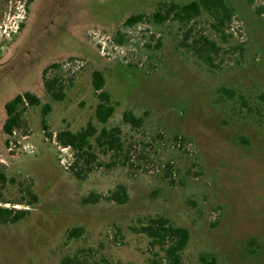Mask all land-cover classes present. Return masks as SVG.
<instances>
[{
    "label": "rangeland",
    "instance_id": "obj_1",
    "mask_svg": "<svg viewBox=\"0 0 264 264\" xmlns=\"http://www.w3.org/2000/svg\"><path fill=\"white\" fill-rule=\"evenodd\" d=\"M160 1L191 0H34L29 8L27 0H0V170L7 177L0 205L28 210L20 221L0 224V264H61L88 246L112 262L149 264L157 249L133 231L149 216L189 230L182 264H198L202 254L217 264H264V110L257 109L264 0H227L236 14L234 38L221 43L218 69L179 50L175 23L125 26L132 14L151 16ZM196 22L198 32L210 33L205 18ZM53 63L62 64V100L45 91L43 72ZM95 70L115 105L106 126L121 128L129 152L98 157L79 178L70 169L72 150L56 135L89 122L102 128ZM25 92L41 105L25 111L8 147L6 104ZM125 111L143 116V125L125 123ZM119 185L127 189L125 203L110 199ZM27 188L38 196L30 205ZM92 193L100 201L86 203ZM76 226L84 234L68 239Z\"/></svg>",
    "mask_w": 264,
    "mask_h": 264
},
{
    "label": "trees",
    "instance_id": "obj_2",
    "mask_svg": "<svg viewBox=\"0 0 264 264\" xmlns=\"http://www.w3.org/2000/svg\"><path fill=\"white\" fill-rule=\"evenodd\" d=\"M34 0H27L26 6ZM235 9L227 0H191L186 3L175 1H160L156 10L151 16L143 13L132 14L124 22L126 27H133L144 21H149L158 26H168L175 23L179 31L182 32L181 38H177V47L179 50L194 56L198 65L205 66L207 69L220 68V63L215 62L222 51L221 43H226L234 38L233 32H229L235 19ZM205 18L210 28V33H206L204 28L197 31V20ZM24 24H21L22 28ZM120 38H117L119 44L125 43V38L121 32H118ZM219 39V40H218ZM160 46L159 44H157ZM149 46V45H148ZM157 46V47H158ZM238 46H236L237 48ZM239 48V47H238ZM62 64L53 63L43 72L44 85L46 93L54 100H62L65 88L64 74H60ZM105 77L102 72L95 70L93 72L94 90L98 93V103L96 105V119L102 124L98 128L94 123L89 122L85 127L73 131L71 129H62L56 135L57 142L63 147H69L73 152V160L70 169L79 178L86 177L92 170L94 164L100 156H119L123 152H129L122 137V130L119 126L107 127L106 124L115 112V105L111 101V96L105 90ZM221 92L230 98L235 96V91L223 87ZM41 105V98L32 92H25L15 96L6 104L7 117L3 126L4 132L9 136L6 141L9 147L11 137H15L17 131L22 126L24 113L30 107ZM257 109L259 113L264 110V90L257 96ZM50 111V105L44 104L43 112L47 114ZM123 121L133 128H139L144 123L143 116H137L132 111H125L122 117ZM16 132V134H15ZM175 141L182 142L178 136ZM128 155V154H127ZM125 155L127 158L128 156ZM128 161V159H125ZM7 177L0 170V181H6ZM25 195L31 199L20 203L28 205L38 201V196L31 188L25 190ZM129 196L124 185H119L112 191L110 199L118 202H127ZM23 199H25L23 197ZM101 195L92 193L85 198V202H99ZM28 210L9 208L0 205V224L8 222H18L23 219ZM138 226H134L133 231L145 236L149 246L157 249L149 258V264H182L183 252L186 249L190 232L186 227L176 225L164 216H149L141 221ZM84 227L76 226L69 229L68 239H78L84 234ZM99 249L88 246L81 247L74 253L66 254L61 264H124L122 261L112 262L103 254L101 256ZM198 264H217V259L212 254H202L199 257Z\"/></svg>",
    "mask_w": 264,
    "mask_h": 264
},
{
    "label": "built area",
    "instance_id": "obj_3",
    "mask_svg": "<svg viewBox=\"0 0 264 264\" xmlns=\"http://www.w3.org/2000/svg\"><path fill=\"white\" fill-rule=\"evenodd\" d=\"M68 63H70V64H67L68 65V68H71L72 67L71 64H73L74 62H68ZM76 63L77 64H73V66L75 65L76 68H78L79 66L83 65V62H76ZM15 134H16V132H15Z\"/></svg>",
    "mask_w": 264,
    "mask_h": 264
}]
</instances>
